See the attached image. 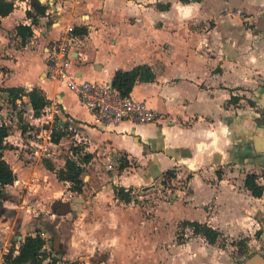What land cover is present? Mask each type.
<instances>
[{"label":"crops","instance_id":"crops-1","mask_svg":"<svg viewBox=\"0 0 264 264\" xmlns=\"http://www.w3.org/2000/svg\"><path fill=\"white\" fill-rule=\"evenodd\" d=\"M40 1L47 10L36 24H32L26 13L31 8L29 0H14L13 11L0 15V122L9 127L4 156L18 176L14 184L23 182L24 188L29 190L39 186V177L34 173H40V169L34 167L37 162L42 163L43 158L32 153L25 139L31 124L30 115L35 118L40 115L36 114L28 95L34 88L41 89L50 103L57 101L62 106L60 123L54 129L65 125L62 130L70 133L54 141L61 148L60 152L65 149L62 148L64 141L71 144L72 139L82 137L87 139L86 152L94 156L101 150L109 152V157L117 151H124L127 158L150 154L153 165L156 159L161 163L158 176L164 168L177 164L187 155L200 154L197 150L201 148L203 152L205 143H210L214 135L225 136V129L233 130L234 138L249 139L264 126V122H258L261 119L258 111H251L254 114L251 115L237 109L239 113L235 115L234 103L239 98L236 95L237 100L232 99L234 88L247 85L236 78L230 62L237 53L241 55L243 49L239 42L234 52L233 26L243 28L239 24L242 12L264 15V0L261 3L241 0L236 8L231 0ZM21 24L31 25L33 30L24 44L16 29ZM201 24H206L205 29ZM70 26L87 29V34H79L72 50L73 68L80 79L112 83L118 70L144 64L152 68L155 79L138 81L130 95L155 109L158 112L156 120L149 123L128 121L112 129H103L71 89L48 77L47 48ZM237 71L241 73L242 67ZM11 88H22L24 92L13 100ZM19 103L26 111L19 108L21 117L15 120L13 105ZM34 125L40 126L41 122L36 120ZM221 140L226 141L223 137ZM187 147L192 148L189 154ZM246 150L242 148L240 152L244 161H247ZM217 152L221 154L217 161L220 163L224 155ZM217 152L206 151L200 155V164H204L208 156L214 159ZM152 167L146 176H150ZM30 171L34 174L32 178H28ZM223 184L224 180H220L214 187L206 185L202 197H206L209 190L214 192L216 202L220 198L227 200L228 196H237ZM111 186L108 189L114 187ZM18 237L21 243L24 237ZM6 246L0 248V258L8 250ZM19 247L16 245L15 253L19 252Z\"/></svg>","mask_w":264,"mask_h":264},{"label":"rangeland","instance_id":"rangeland-1","mask_svg":"<svg viewBox=\"0 0 264 264\" xmlns=\"http://www.w3.org/2000/svg\"><path fill=\"white\" fill-rule=\"evenodd\" d=\"M231 2L236 3L235 8L242 3L241 0ZM260 15L242 12L239 24L243 28L233 26L234 52L239 42L243 49L230 62L236 78L247 85L234 88L232 97L239 98L234 103L235 115L239 113L237 109L251 115H254L251 111H258L261 113L258 122L263 123L264 107L260 99L264 94V15ZM247 17L251 19L245 20ZM205 25L200 26L205 29ZM240 67L241 73L237 71ZM20 104L13 105L14 117L19 115V108L26 111ZM224 135H214L210 143H205L203 152L200 146L197 150L200 154L187 155L177 164L164 168L158 177L146 176L153 166L150 154L127 158L124 151H117L109 157V152L101 150L89 163H81L79 155L87 153V139H72L71 144L64 141L63 152L56 147L52 158L42 157L43 162H37L39 167H34L40 169V173L38 170V174L34 173L39 177L36 189L24 188L23 182L4 188L5 195L0 198V248L7 245L9 250L21 245L18 236L25 237L38 228L48 242V252L83 264H255L252 259L264 261V195L253 196L244 183L247 174L255 173L257 182L264 186V151L246 150L247 161H244L240 152L252 140L234 138L233 133L227 136L226 129ZM206 151H220L224 159L218 163L208 156L200 164ZM191 152L192 148L187 147L186 153ZM68 157L83 167L81 193L71 190L69 181L57 179L56 172L65 166ZM45 162H50L56 171L45 169ZM34 174L30 171L28 178ZM220 180L237 196H228V202L221 198L216 202L214 192L208 189L206 197H202L206 185L214 187ZM111 185L114 187L108 189ZM116 187L129 190L131 201L118 198ZM78 197L84 198L83 209L78 213L65 211L64 205ZM185 220L204 222L218 229L221 235L211 244L202 234L186 226Z\"/></svg>","mask_w":264,"mask_h":264},{"label":"trees","instance_id":"trees-1","mask_svg":"<svg viewBox=\"0 0 264 264\" xmlns=\"http://www.w3.org/2000/svg\"><path fill=\"white\" fill-rule=\"evenodd\" d=\"M182 2L200 1V0H181ZM31 8L27 10V16L32 19V24L38 23L41 16L46 15V6L41 3L40 0H29ZM15 7L14 0H0V15L5 16L13 11ZM17 33L22 37V43L24 44L28 38L33 35L31 25H19L17 26ZM74 32L76 34L85 35L87 29L85 27H75ZM155 79V73L149 65H137L130 70H118L113 78V84L120 92L127 96L129 95L134 85L138 81H152ZM14 93L15 100L21 93L24 92L22 88L9 89ZM30 103L34 108L36 114L50 103V100L44 95L41 89L34 88L28 93ZM232 99L237 100L236 97ZM62 128L65 125L61 126ZM59 129L52 130V139L59 141L62 136L69 134L67 131ZM9 134V127L5 125L0 126V198L5 195V187L9 184H13L17 179L16 172L12 168L11 164L5 159L4 152L8 148L5 143V139ZM81 163H89L94 155L92 153H85L79 155ZM75 159L68 157L65 161V166L60 168L56 173L59 180L69 181L72 183L71 190L81 193L83 191L84 181L81 177L83 173V167L79 165ZM46 167L50 170H55L54 166L50 162H45ZM121 166H124L122 164ZM264 174V173H263ZM245 186L249 189L253 196L262 197L264 195V186L257 182V175L255 173H249L245 178ZM115 192L118 198L127 202L131 201L129 190H125L124 187H116ZM184 224L190 226L195 233L202 234L205 239L214 244L217 242L221 235V232L200 221L185 220ZM6 261L8 264H83L79 260L62 259L59 255L48 252L46 249V239L42 236L40 229L36 228L31 233L27 234L19 247V252L15 253V248L10 249L6 255Z\"/></svg>","mask_w":264,"mask_h":264},{"label":"built area","instance_id":"built-area-1","mask_svg":"<svg viewBox=\"0 0 264 264\" xmlns=\"http://www.w3.org/2000/svg\"><path fill=\"white\" fill-rule=\"evenodd\" d=\"M70 26L47 48V75L50 79L66 85L79 98L80 102L94 115V121L103 129H112L123 122L149 123L157 119L158 112L146 102L124 96L111 82H98L80 79L72 63V50L80 35ZM19 115L14 118L17 120ZM62 106L56 101L46 105L38 118L30 115L31 124L26 131V141L32 153L39 157L52 158L57 144L52 139V130L60 123ZM36 120L40 126L34 125ZM5 123L0 122V126ZM58 128V127H57ZM5 251L0 264H8Z\"/></svg>","mask_w":264,"mask_h":264},{"label":"water","instance_id":"water-1","mask_svg":"<svg viewBox=\"0 0 264 264\" xmlns=\"http://www.w3.org/2000/svg\"><path fill=\"white\" fill-rule=\"evenodd\" d=\"M260 102L262 103L264 107V94L262 95ZM248 140H252V142L248 143V145L245 146L247 150L250 149V150H253L254 152L264 151V126L259 127L255 131V133H252ZM214 157H215V161H219L221 154L217 152L214 154ZM160 165L161 163H159L158 159H156L151 169L152 172L149 175L153 177H157L161 173ZM83 201L84 199L82 197H78L75 200L66 203L64 205V210L78 213L83 209L82 208ZM252 262H254L255 264H264V261L261 259H257V260L252 259Z\"/></svg>","mask_w":264,"mask_h":264},{"label":"bare ground","instance_id":"bare-ground-1","mask_svg":"<svg viewBox=\"0 0 264 264\" xmlns=\"http://www.w3.org/2000/svg\"><path fill=\"white\" fill-rule=\"evenodd\" d=\"M226 132H227V133H228V135L230 136V135L232 134L233 130H231V129H228Z\"/></svg>","mask_w":264,"mask_h":264},{"label":"flooded vegetation","instance_id":"flooded-vegetation-1","mask_svg":"<svg viewBox=\"0 0 264 264\" xmlns=\"http://www.w3.org/2000/svg\"><path fill=\"white\" fill-rule=\"evenodd\" d=\"M248 144V143H247Z\"/></svg>","mask_w":264,"mask_h":264}]
</instances>
